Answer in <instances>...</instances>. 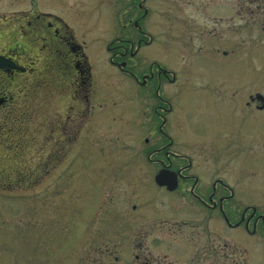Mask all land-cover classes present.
<instances>
[{
	"label": "rangeland",
	"instance_id": "rangeland-1",
	"mask_svg": "<svg viewBox=\"0 0 264 264\" xmlns=\"http://www.w3.org/2000/svg\"><path fill=\"white\" fill-rule=\"evenodd\" d=\"M145 6L142 25L154 43L144 52L177 75L165 87L172 94L174 150L190 155L204 179L221 178L234 189L233 222L247 206L264 215V110L246 105L264 96V11L256 0H146ZM122 7L118 0H0V20L37 9L66 19L77 14L68 20L78 37L94 41L100 79L82 132L67 135L61 159L52 155L50 177L43 147L62 109L43 63L19 106L0 115V264H142V258L264 264L262 224L250 233L212 212L209 229L193 239L197 216L189 212L196 209L155 184L146 151V138L156 141L152 106L98 48L117 34L111 27H118ZM49 93L54 103L47 109ZM51 137L53 143L58 135Z\"/></svg>",
	"mask_w": 264,
	"mask_h": 264
},
{
	"label": "flooded vegetation",
	"instance_id": "flooded-vegetation-1",
	"mask_svg": "<svg viewBox=\"0 0 264 264\" xmlns=\"http://www.w3.org/2000/svg\"><path fill=\"white\" fill-rule=\"evenodd\" d=\"M118 1L123 5L117 19L118 27L114 23L111 27L112 33L114 28L118 32L116 35L113 33L98 48L103 50L104 61L111 69L125 80L140 85L142 103L152 106L155 118L151 131L156 134V141L149 145V138H146V151L148 160L156 170L154 176L165 168L178 175L175 190L157 185L158 189L181 196L196 209L189 212L197 216L190 223L193 239L209 229L212 212L230 227L244 226L248 232L255 233L261 224L264 226V215L255 206H247L239 211L237 221L233 222L231 219L237 218V213L229 204L236 199L234 189L221 178L204 179L195 172L198 165L190 155L174 150L175 139L169 131V116L174 108L172 94L165 87L177 82L176 72L144 52L154 43L153 35L142 25L149 12L145 6L146 0ZM70 15L74 19L77 14ZM68 19L37 9L16 19L0 20V115L19 106L16 101L32 81L31 76L37 72L39 63H43L44 76L52 87L50 91L58 90L60 99L57 103L62 110H57L60 117L47 132L50 136L43 147L46 156L43 171L46 177H50L52 170L56 169L52 155L58 154L61 159L64 154L67 135L74 136L76 133L77 136L82 132V116L91 112L92 96L100 81L94 72L97 62L94 41L78 37L69 22L71 19ZM101 79L107 86L110 79L107 76ZM46 102V108L49 109L54 103L51 93ZM246 105L248 108L254 106L264 110V99L251 96ZM53 135H58V138L52 143ZM141 250L147 252L146 248ZM203 253L209 255L210 248L204 249ZM141 261L142 264H151L145 258ZM226 262L236 264L237 260H224L221 264Z\"/></svg>",
	"mask_w": 264,
	"mask_h": 264
},
{
	"label": "water",
	"instance_id": "water-1",
	"mask_svg": "<svg viewBox=\"0 0 264 264\" xmlns=\"http://www.w3.org/2000/svg\"><path fill=\"white\" fill-rule=\"evenodd\" d=\"M1 59V57H0ZM259 98H261V95H258ZM264 99V98H263ZM156 183L161 186H167L169 190L176 189L178 185V175L175 171L170 169H162L160 170L156 177H155Z\"/></svg>",
	"mask_w": 264,
	"mask_h": 264
},
{
	"label": "trees",
	"instance_id": "trees-1",
	"mask_svg": "<svg viewBox=\"0 0 264 264\" xmlns=\"http://www.w3.org/2000/svg\"><path fill=\"white\" fill-rule=\"evenodd\" d=\"M257 1V3L259 4V7H261L260 9L262 10V11H264V0H256Z\"/></svg>",
	"mask_w": 264,
	"mask_h": 264
}]
</instances>
